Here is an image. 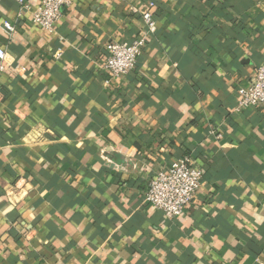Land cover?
<instances>
[{
  "label": "crops",
  "instance_id": "crops-1",
  "mask_svg": "<svg viewBox=\"0 0 264 264\" xmlns=\"http://www.w3.org/2000/svg\"><path fill=\"white\" fill-rule=\"evenodd\" d=\"M148 2L155 32L111 77L105 45ZM18 9L0 0V264H264V112L235 110L264 0H74L51 32ZM183 156L203 182L166 218L143 194Z\"/></svg>",
  "mask_w": 264,
  "mask_h": 264
},
{
  "label": "built area",
  "instance_id": "built-area-1",
  "mask_svg": "<svg viewBox=\"0 0 264 264\" xmlns=\"http://www.w3.org/2000/svg\"><path fill=\"white\" fill-rule=\"evenodd\" d=\"M18 5V16L31 8L32 0H14ZM74 0H37L31 11V23L44 30H55L63 16V10L73 4ZM155 4L148 2L147 9L139 13L142 22L137 34L129 41H111L105 45L102 68L111 77L130 73L141 55L146 42L155 32ZM133 11H136L133 8ZM2 29L6 34L15 30L14 24L3 21ZM60 51L55 57L60 56ZM5 50L0 47V78L5 70ZM235 110L257 108L264 112V59L256 66L244 85L238 89ZM209 135L219 138L216 128H210ZM203 182V171L193 165L188 156H183L168 165L157 168L151 176L144 191V201L162 212L166 218H175L193 204L195 196Z\"/></svg>",
  "mask_w": 264,
  "mask_h": 264
}]
</instances>
